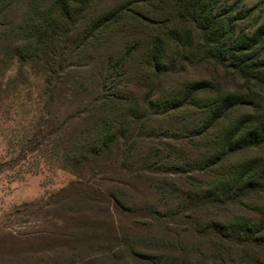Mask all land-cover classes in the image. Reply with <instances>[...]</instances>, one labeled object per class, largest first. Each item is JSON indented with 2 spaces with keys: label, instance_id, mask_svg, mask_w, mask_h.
I'll return each instance as SVG.
<instances>
[{
  "label": "rangeland",
  "instance_id": "rangeland-1",
  "mask_svg": "<svg viewBox=\"0 0 264 264\" xmlns=\"http://www.w3.org/2000/svg\"><path fill=\"white\" fill-rule=\"evenodd\" d=\"M126 2L143 10L141 0H91L64 41L54 14L40 20L48 0L32 18L25 5L28 23L43 22L40 30L28 40L13 39L14 30L7 34L12 39L0 63V264H264V229L239 237L234 222L250 208L259 212L256 218L264 213V141L251 139L225 153L224 168L235 174L226 201L199 190L188 198V182L173 171L170 152L179 162L190 159L181 163L189 176L204 179L209 154L193 131L203 118L188 105L171 111L161 96L170 90L187 95L189 81L206 79L220 89L204 92L213 99L241 89L249 69L239 74L226 55L216 56L212 37L172 0L154 1L158 10L148 22L127 16L81 38L84 24ZM212 11L213 38L245 46L249 62L264 61V0H213ZM256 89L264 108V92ZM102 92L125 98L123 107L111 106L110 114H120L111 141L86 155L73 141L95 125L93 104ZM261 119L256 125H264ZM258 157L262 163L253 162ZM98 189L113 191L123 203L112 214L127 240L108 253L97 246L103 231L75 225L103 201L93 193ZM217 217L226 224L214 230Z\"/></svg>",
  "mask_w": 264,
  "mask_h": 264
},
{
  "label": "trees",
  "instance_id": "trees-1",
  "mask_svg": "<svg viewBox=\"0 0 264 264\" xmlns=\"http://www.w3.org/2000/svg\"><path fill=\"white\" fill-rule=\"evenodd\" d=\"M21 1L22 0H0V38L3 39L0 41V49L2 48V50H0L2 53L0 56V63L4 61L2 60V55L5 53L3 49L6 50V47L3 46L12 39L10 35L7 36L9 32L14 30V33L12 34L16 35L12 36L13 39L17 37L18 39L28 40V37L35 31L40 30L42 26L43 22L36 24L37 26L35 28L33 22L28 23V20L32 19H28V12L23 10V7L25 5L28 6V10L31 11L30 18H32V14L37 15V13H39L38 6L42 5L46 0H24V6L21 5ZM90 1L91 0H48L47 5L44 6L45 8L40 11V15L42 14L40 20H46L47 17L54 14L63 25L62 30H59L57 35L60 34L61 36H59V39L64 41L67 37L66 33H69L70 28L78 21L77 14L80 12L82 6H88ZM141 1L142 4L139 7L143 8L142 11L136 9L133 11V9L130 8V2H126L119 5L114 11H110L108 14H103L98 16V18H94L84 24V34L80 37L83 40L86 36L94 37L101 29H104L108 25L110 26L119 23V21L127 16H132L134 19L136 18L135 21H139V23L145 21L148 22L149 19H151L149 16L150 12L154 11L157 13L156 11L158 9L156 8L154 1L158 0ZM172 1L177 10L183 11L187 16H190L192 20L199 22L197 23V27L203 31L204 37H212L211 42L213 43H211V51H214L216 56L222 58V56L226 55L227 58L225 59L233 65L236 72L239 74H242L240 72L243 71L246 72L248 69L250 71L249 73H251L250 75L246 74L247 79L244 82L245 84L241 86V89L234 92L225 91L213 99L205 97L204 92L209 89H214L216 91H220V89H217L211 81L206 79H200L196 82L189 81L191 85L187 83L189 88L187 90V95L177 96L178 91L171 93V90L169 94L161 95L162 97L164 96L163 98L169 104V109L171 111H175V109L178 108L180 109L183 105H188L189 109L192 106L203 118L200 127L196 131H193L196 132L195 134L199 138V141L203 144L209 154L208 161L203 163L205 171H201V175L204 179H198V177H196L197 175L189 176V173H187L189 170L184 168L181 163L182 161H185L190 164V159L186 158L179 162V160L176 159V156L172 153L173 151L170 152V156L173 157V171L183 174V177L188 182L187 185H189V187L187 186L188 188L184 190V194L188 198H192L199 190L205 196L213 195L217 197L218 202H224L229 198L224 193V190L229 188L227 185L235 186V183L233 182L235 179L231 178L235 174H232V176L231 174L229 175L224 168V164L227 162L224 158L225 153L238 151L241 145H249L251 139H255V141H264V125H256L257 123H260L259 120H262L261 117L264 118V108L258 106V100L261 98V95L256 89L258 88L264 92V61L258 63L249 62V56L243 52L246 49L245 46L236 45L234 47H227L225 45L226 38L224 36L219 37V39L213 38L214 33L217 32L218 29V27L213 26L212 22V18L215 16L212 11L213 0ZM79 15L81 14L79 13ZM219 26L221 25L219 24ZM52 27L55 28L56 26L52 25ZM76 33V36H78V32ZM155 50H160V48L156 46ZM234 51H237V53ZM173 88H175V85ZM108 93L109 92H102L101 95L96 97L95 101L97 102L93 104V107L96 112L99 113V116L94 120L95 125L92 129L87 130V133L82 131L80 137L73 141V143H75V151L83 152L86 155L89 153L96 154L100 149L105 147L106 144L111 141L112 136H114L116 129L114 126L115 123L119 122V116L117 115L120 114L118 112L116 115H113V113L110 114V112H112L110 109H112L111 106L123 107V99L125 98L119 99L121 96L115 98L114 95ZM157 93L159 94L160 92L157 91ZM197 97L199 98L198 102L195 100ZM245 106L250 109L249 112L243 113V107ZM171 132L173 133L170 134L171 136L175 134L174 131ZM261 137L263 139H261ZM252 160L257 164L262 163V160L259 157ZM208 169H210V171L211 169H215L216 171H209L208 173L206 172ZM205 177L207 179H205ZM237 178L236 182L238 180V186L236 185V189L241 187V183L243 182L242 178H244V176H239ZM79 184L83 187L88 185L87 182H80ZM242 185H245V183ZM247 186H249V183ZM93 193H100L103 201L98 202V205H93V212L87 218L78 217L75 221V225L77 227L84 226L103 231V233H101L104 236L103 241L97 243V246L104 249L101 250L102 252L105 251L108 253L127 240L126 234L121 233L122 230L119 226L118 219L112 214L113 208H123V203L113 191L110 192L109 190H104L101 192L98 189ZM234 194L235 193L232 195ZM213 198L214 197L211 199ZM256 213L258 214L259 212L254 208H250L249 215H238L234 218V222L238 226L235 232L239 237L251 236L253 229L256 228L264 229V220H261L264 213H262L259 218L254 217V214ZM188 218L189 221L193 220L192 216H189ZM218 219V217L213 219L214 230L225 227L226 223L224 220L219 221ZM216 233L222 235L223 232L217 230ZM137 255L145 260H151L147 254L140 252ZM152 263L155 264L156 260Z\"/></svg>",
  "mask_w": 264,
  "mask_h": 264
}]
</instances>
